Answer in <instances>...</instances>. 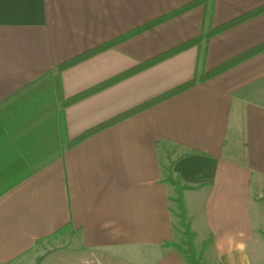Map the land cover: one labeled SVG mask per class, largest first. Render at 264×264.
<instances>
[{
	"label": "crops",
	"instance_id": "1",
	"mask_svg": "<svg viewBox=\"0 0 264 264\" xmlns=\"http://www.w3.org/2000/svg\"><path fill=\"white\" fill-rule=\"evenodd\" d=\"M196 1L0 0V264H16L59 230L70 231L72 264H188L168 245L178 239L170 171L189 186L183 200L206 263L264 264V50L200 80L264 44V11L253 14L264 0H206L133 34ZM39 79L45 89L15 96Z\"/></svg>",
	"mask_w": 264,
	"mask_h": 264
},
{
	"label": "trees",
	"instance_id": "2",
	"mask_svg": "<svg viewBox=\"0 0 264 264\" xmlns=\"http://www.w3.org/2000/svg\"><path fill=\"white\" fill-rule=\"evenodd\" d=\"M204 1H206V0H198V1L194 2L193 4H190V5L182 8V9H179L175 12L169 13L168 15H165V16H163V17H161V18H159V19H157V20H155L149 24H146L145 26H143V28L137 30L133 34H135L137 32H141L143 30H147V29L152 28L154 26L156 27V25H158V24L168 20L169 18H171L175 15H178L181 12H184V11H186V10H188V9L194 7L195 5L200 4ZM261 11H264V8L260 9L257 12H254L253 14H256V13L261 12ZM250 15H252V14H250ZM250 15H248L246 17H249ZM246 17H244V18H246ZM241 20H244V19L241 18L239 20H235V21L226 23L224 25H221L217 28H214V29L208 31L206 37H212V36L222 32L226 29H229L231 26L236 25V23H239ZM133 34H129L128 36L121 37L117 40H113L109 43L100 45L94 49L86 51V52H84V53H82L76 57H73V58L65 61L64 63L59 65L57 69L60 72L66 68H69L70 66H72L78 62H81L85 59L92 57L94 54H97V53H99V52H101V51H103L109 47L114 46L116 43H118V41L120 42L121 40H124ZM203 37L204 36L201 34L199 37H196L195 39L184 43L183 45L175 48L172 51L158 55V56H156V57H154V58H152L146 62H143L140 65L134 67L133 69L120 74V76L118 75L114 78H111L110 80H107L106 82H103V83L93 87L92 89H90L86 92H83L82 94H79L77 96H74V97L66 100L64 105L70 104V103H72V102H74V101H76V100H78V99H80L86 95L92 94L93 92L100 90L106 86L108 87V85H110V84H112V83H114V82H116L122 78H125V77H127L133 73H136L142 69H145V68L151 66L152 64H155V63L169 57L170 55H172V54H174L180 50L182 51L183 49H185L191 45L199 43L200 41L203 40ZM263 50H264V44H262L256 48H253V49L241 54L240 56L234 58L233 60H230L229 62H227V63H225V64H223V65H221V66H219L213 70H210L208 72L203 73L202 75H200V80L204 81V80H206V79H208V78H210V77H212L218 73H221L225 69H227L233 65H236V64L258 54L259 52H261ZM198 80H199L198 78H195V79H193V80H191V81H189V82H187V83H185V84H183V85H181V86H179V87H177L171 91H168V92L154 98L153 100H151L149 102H146V103H144V104H142V105H140V106H138V107H136V108H134L128 112H125L119 116H116L115 118L107 121L106 123L101 124L100 126H97V128H93L91 130H88L84 134H82V135L78 136L77 138H75L74 140H72V142H70V144H69V147L74 146L76 143H79L80 141H82L86 137L90 136L91 134L99 131L100 129H103L109 125H112L118 121H121V119L123 120V119L130 117L132 115L134 116V114H136V113H138V112H140V111H142V110H144L150 106H153V105H155V104H157V103H159V102H161V101H163V100H165V99H167V98H169L175 94H178V93L182 92L183 90H186L187 88L192 87L193 85H195L197 83ZM46 85H48L46 82V79L36 80L32 84H30L29 86L24 88L21 92H18L17 95H15V96L22 97L25 95L32 94L34 91L40 90L41 88L45 89V87H47ZM23 94H25V95H23ZM39 101L37 100L36 103L40 104ZM170 172L167 175L166 179H167V181L171 182L172 184H174V186L176 185V187H177V189H176L177 195L172 200L175 201V203L177 204L178 210H177L176 215L180 219V226L181 227H179V228L176 227L177 231L179 233V240H177L176 242L168 243V245L174 247L179 253H182L184 256H186L187 260L193 264H207L204 260V257H203V251L204 250L202 249V251L199 252L195 247V240L194 239L196 238V233L192 229L191 221L187 215L185 202L183 200V194H182L183 190L186 188H189V186L182 184L181 181L178 179L172 178L173 176L170 174ZM63 231L59 230L58 232H54L55 234H53V236L56 235L57 233L63 232ZM206 246H207V243H205L204 248Z\"/></svg>",
	"mask_w": 264,
	"mask_h": 264
},
{
	"label": "rangeland",
	"instance_id": "3",
	"mask_svg": "<svg viewBox=\"0 0 264 264\" xmlns=\"http://www.w3.org/2000/svg\"><path fill=\"white\" fill-rule=\"evenodd\" d=\"M258 201L261 203L264 209V191L261 193V196L259 197ZM177 208L178 207L176 204V210H178ZM177 225V228L181 227L180 219L178 217ZM69 238L70 231L64 230L63 232H59L53 237L37 244L29 254L20 259V261H18L16 264H72V252L71 247L69 245ZM177 240H179V233ZM205 243H207L208 245L209 242ZM197 250L199 252L202 251L199 249ZM184 258L188 264H193L187 260L186 256H184Z\"/></svg>",
	"mask_w": 264,
	"mask_h": 264
}]
</instances>
